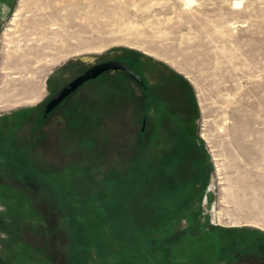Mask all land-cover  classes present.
Instances as JSON below:
<instances>
[{
	"label": "rangeland",
	"instance_id": "obj_1",
	"mask_svg": "<svg viewBox=\"0 0 264 264\" xmlns=\"http://www.w3.org/2000/svg\"><path fill=\"white\" fill-rule=\"evenodd\" d=\"M2 1L0 116L23 119L0 148V264H223L264 246V0ZM111 53L153 86L187 80L200 191L144 161L143 93L122 76L79 96L71 137H41L50 74Z\"/></svg>",
	"mask_w": 264,
	"mask_h": 264
},
{
	"label": "flooded vegetation",
	"instance_id": "obj_2",
	"mask_svg": "<svg viewBox=\"0 0 264 264\" xmlns=\"http://www.w3.org/2000/svg\"><path fill=\"white\" fill-rule=\"evenodd\" d=\"M0 3L2 5L5 4L2 0H0ZM123 58V54L119 53H111L103 58H79L65 63L54 70L46 80L44 98L38 108L36 107L40 109L41 120L44 123L43 130L40 131L41 137L43 136L46 139L52 140L54 133L53 131L49 132V128L55 125L66 126L61 133H58L56 139L59 138L61 140L62 136L65 135L71 137L76 129L72 124L75 125L76 118L80 116L81 109L88 104V102L81 100L79 96L85 94V96L90 97L94 94L93 92L96 87H100V84L105 82L111 83L112 77L122 76L126 80L135 82L141 88L143 93L141 97L146 98L149 93L152 97V102H142V104L139 102V107L141 108L139 115L141 121L139 138L142 141L141 154L144 161L145 159L151 162L155 160L153 162L155 168L152 172L155 169L158 172L159 170L169 168L166 170L169 174L174 173L175 176L174 182H170L171 185L174 184L175 186H182L181 188H187L192 182L195 183V193L200 191V186H203L205 181L204 173L202 172L203 166L197 168L193 163L191 146L192 121L188 117L181 119L178 117L181 103L177 102L176 96L178 95L175 96L174 93L176 87L172 81V76L171 81L164 79L160 81V84L157 83L153 86L143 74L145 70L144 60H141L144 66L138 67L129 64ZM114 61L125 63L141 80H136L124 70L103 71L97 77L84 81L52 110L48 111L52 101L78 78L86 75L97 66ZM102 88L105 89V86L103 85ZM144 107H148L149 111L147 115L144 114ZM151 109L154 112L152 121H150L151 118L149 117ZM22 119L23 117L20 113L0 116V135L2 136L0 144H3V147L8 145L14 151V147L16 146V124ZM7 125H10L9 128ZM151 157L153 160H151ZM258 247L256 246L253 251L244 248V251L242 250V252L235 254L233 260H225L223 264H264V246Z\"/></svg>",
	"mask_w": 264,
	"mask_h": 264
},
{
	"label": "trees",
	"instance_id": "obj_3",
	"mask_svg": "<svg viewBox=\"0 0 264 264\" xmlns=\"http://www.w3.org/2000/svg\"><path fill=\"white\" fill-rule=\"evenodd\" d=\"M123 59L125 61H127L129 64L131 65H136V66H140L143 67L144 65H142V63L140 62V60H137L134 56L132 55H123ZM172 76V81L175 84V87L184 94V97L180 98L177 97V102H179V104L181 103V110L179 111V115L178 117L183 118H190L192 121V103H193V98H192V94H191V88L190 85L188 84L187 80H185V78H183L182 76H180L178 73L176 74L175 72H172L171 74ZM122 79V78H121ZM124 80V79H122ZM135 98V97H134ZM136 101H139L141 104L142 102H152V97L151 94H147L146 98L140 97L135 99ZM148 107H144V114L147 115L148 114ZM2 136L0 135V141H1ZM192 142V139H191ZM193 143V142H192ZM3 144H0V148L2 149ZM17 159V158H16ZM21 159L18 163L19 166H22L24 164H27V160H23ZM13 164V165H12ZM14 162H9L8 161V166H14ZM29 165V164H28ZM183 204L186 203V200L184 199Z\"/></svg>",
	"mask_w": 264,
	"mask_h": 264
},
{
	"label": "water",
	"instance_id": "obj_4",
	"mask_svg": "<svg viewBox=\"0 0 264 264\" xmlns=\"http://www.w3.org/2000/svg\"><path fill=\"white\" fill-rule=\"evenodd\" d=\"M112 70V71H119L124 70L128 72L133 78L140 81L141 79L139 76L133 72L125 63L121 62H109L107 64L97 66L90 70L86 75L78 78L74 83H72L69 87H67L64 91H62L52 103L49 105L48 111L52 110L58 103H60L69 93L74 91L77 87H79L84 81L97 77L101 72Z\"/></svg>",
	"mask_w": 264,
	"mask_h": 264
},
{
	"label": "bare ground",
	"instance_id": "obj_5",
	"mask_svg": "<svg viewBox=\"0 0 264 264\" xmlns=\"http://www.w3.org/2000/svg\"><path fill=\"white\" fill-rule=\"evenodd\" d=\"M16 17V19H17V15L15 16ZM15 21V20H14ZM9 44H13L14 42H13V40H9V42H8ZM15 44V43H14ZM8 50V49H7ZM10 51V50H9ZM18 53V50H14L13 52H8V57L10 58V59H15V56H16V54ZM69 55V54H68ZM68 57V56H67ZM9 58H7L8 59V61H11ZM17 58V57H16ZM13 61V60H12ZM11 61V62H12ZM11 62H9V63H11ZM34 100V99H33ZM23 102H24V100H22ZM21 102V101H17V102H15L14 104H12V105H8L7 107H2V109L4 110V108L5 109H9V108H11V107H15V106H18V105H23V104H31V103H35L36 101H26V102ZM32 105V104H31ZM0 108H1V106H0Z\"/></svg>",
	"mask_w": 264,
	"mask_h": 264
}]
</instances>
